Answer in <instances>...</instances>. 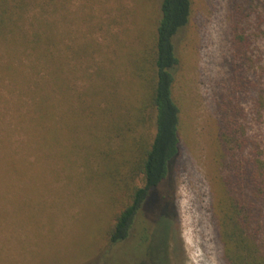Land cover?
I'll return each instance as SVG.
<instances>
[{"label":"rangeland","instance_id":"374dc122","mask_svg":"<svg viewBox=\"0 0 264 264\" xmlns=\"http://www.w3.org/2000/svg\"><path fill=\"white\" fill-rule=\"evenodd\" d=\"M56 1V122L37 128L32 121V92L47 79L45 70L32 71V57L10 59L0 46V66L11 63L20 75H0V264H228L216 216L225 179L219 110L245 84L231 77L240 62L234 30L255 43L243 68L246 77L262 76L264 89V27L254 31V3L189 0L176 47L180 123L168 176L171 210L158 218L151 195L128 239L110 245L115 213L131 200L110 175L154 132L152 122L134 121L133 107L142 100L138 66L153 47L160 0Z\"/></svg>","mask_w":264,"mask_h":264},{"label":"trees","instance_id":"16d2710c","mask_svg":"<svg viewBox=\"0 0 264 264\" xmlns=\"http://www.w3.org/2000/svg\"><path fill=\"white\" fill-rule=\"evenodd\" d=\"M250 3H254L256 12L251 21L257 31L264 27V0H250ZM57 12L56 0H0V46L10 59H19L21 55L32 57L35 61L31 70H45L47 76L36 83L31 96L35 110L32 121L37 128L56 122L55 110L51 109H55L52 99L57 102L59 98L58 76H61L58 21L54 17ZM190 12L189 0L159 1L153 47L141 59V67L138 66L142 100L133 107L134 121L152 122L154 132L137 154L133 152L120 165V173L110 175L111 184L127 188L131 197L128 205L115 213L108 235L110 245L128 239L151 195L158 203V218L167 217L171 210L166 201L172 203L174 190L170 183L172 188L168 193V176L179 153L180 123V110L173 99L174 74L179 63L176 47L178 34L188 23ZM233 39L237 45L235 56L240 62H234L239 68L233 70L237 76L231 77L233 82L236 77V83L244 82L245 86L234 87L219 110L222 125L217 136L218 157L225 179L216 216L226 262L264 264V126L259 125L264 115V89L262 76L246 77L247 70L243 68L248 48L255 43L236 30ZM17 72L11 63L0 66V75L20 76ZM250 122L261 131H251ZM138 178L141 186L135 183ZM143 241L146 242L145 237Z\"/></svg>","mask_w":264,"mask_h":264}]
</instances>
